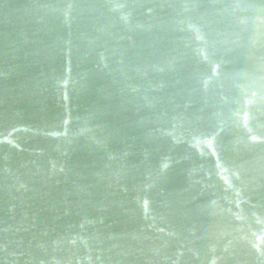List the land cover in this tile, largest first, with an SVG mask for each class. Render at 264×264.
<instances>
[{
	"label": "water",
	"instance_id": "water-1",
	"mask_svg": "<svg viewBox=\"0 0 264 264\" xmlns=\"http://www.w3.org/2000/svg\"><path fill=\"white\" fill-rule=\"evenodd\" d=\"M0 264H264V0H0Z\"/></svg>",
	"mask_w": 264,
	"mask_h": 264
}]
</instances>
